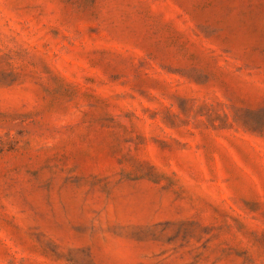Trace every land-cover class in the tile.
I'll return each instance as SVG.
<instances>
[{
    "label": "rangeland",
    "instance_id": "1",
    "mask_svg": "<svg viewBox=\"0 0 264 264\" xmlns=\"http://www.w3.org/2000/svg\"><path fill=\"white\" fill-rule=\"evenodd\" d=\"M0 264H264V0H0Z\"/></svg>",
    "mask_w": 264,
    "mask_h": 264
}]
</instances>
